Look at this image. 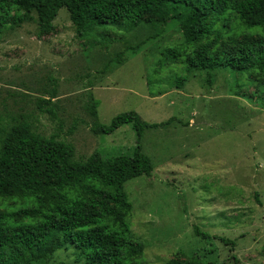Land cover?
Masks as SVG:
<instances>
[{"label":"rangeland","instance_id":"1","mask_svg":"<svg viewBox=\"0 0 264 264\" xmlns=\"http://www.w3.org/2000/svg\"><path fill=\"white\" fill-rule=\"evenodd\" d=\"M18 20L0 36V130L20 121L38 134L74 147V159L130 154L131 125L95 136L135 111L147 123L142 152L154 170L125 183L133 238L142 264H264V86L255 75L217 70L186 74L159 68L162 53L182 42L176 22L162 30L143 24L131 32L100 27L78 36L68 0H23ZM256 35L240 34L243 41ZM230 42L220 49L232 50ZM186 77L182 88L175 77ZM54 89V96L52 90ZM92 94L97 118L85 110ZM53 97V98H52ZM50 105H39V101ZM52 108L56 118L45 112ZM11 202L0 200V210ZM198 228L210 239L197 237ZM219 238L233 242L225 245ZM56 251L47 264H81Z\"/></svg>","mask_w":264,"mask_h":264},{"label":"trees","instance_id":"2","mask_svg":"<svg viewBox=\"0 0 264 264\" xmlns=\"http://www.w3.org/2000/svg\"><path fill=\"white\" fill-rule=\"evenodd\" d=\"M22 1L0 0V36L18 20ZM68 9L78 36L100 27L127 33L148 24L162 30L176 22L182 42L162 53L159 68L205 72L207 83L217 70L253 74L264 86V0H68ZM244 32L256 36L239 41ZM226 41L233 45L231 51L220 49ZM186 80L178 76L173 84L182 88ZM39 105L50 101L41 100ZM97 106L90 94L85 110L94 119ZM45 112L56 118L52 108ZM173 121L147 123L135 111L116 115L108 126L94 121L90 130L95 136L131 125L136 145L130 154L103 158L94 152L82 162L74 159V147L58 135L44 137L23 120L4 126L0 200L11 205L0 210V264H47L61 249H71L81 264H142L143 245L133 238L127 221L131 203L124 186L154 170L142 152L143 133ZM193 231L210 239L196 227ZM219 240L233 246L232 241Z\"/></svg>","mask_w":264,"mask_h":264}]
</instances>
